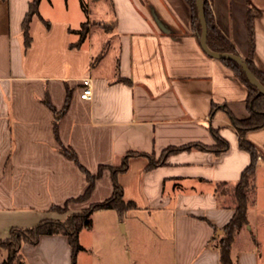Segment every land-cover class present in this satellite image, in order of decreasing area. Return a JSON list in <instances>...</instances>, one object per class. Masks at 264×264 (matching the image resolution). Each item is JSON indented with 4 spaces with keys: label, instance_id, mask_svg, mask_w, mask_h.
<instances>
[{
    "label": "crops",
    "instance_id": "0c3cea01",
    "mask_svg": "<svg viewBox=\"0 0 264 264\" xmlns=\"http://www.w3.org/2000/svg\"><path fill=\"white\" fill-rule=\"evenodd\" d=\"M29 1L0 0V238L13 226L63 218L50 208L86 190L85 172L61 143L96 173L100 164L119 165L128 150L159 160L168 146H212L216 130L229 143L221 152L193 145L151 168L149 157H131L118 178L124 199L137 206L123 216L95 210L79 233L84 248L76 264H221L212 238L233 216V188L251 161L234 122L250 116V89L233 67L204 52L188 0H84L88 10L107 3L106 14L89 21L87 37L74 46L86 21L79 0H65L55 15L44 13L41 0L42 17L33 16L27 46L22 22ZM212 3L220 35L210 43L247 55L264 74V0ZM111 19L115 25L106 30ZM87 75L91 99L81 97ZM246 136L259 150L255 187L249 223L238 230L232 256L236 264H264V125ZM112 191L106 169L90 198L71 209ZM7 254L0 247V264ZM18 255L21 264H71L72 246L65 234H42L36 243L24 242Z\"/></svg>",
    "mask_w": 264,
    "mask_h": 264
},
{
    "label": "trees",
    "instance_id": "16d2710c",
    "mask_svg": "<svg viewBox=\"0 0 264 264\" xmlns=\"http://www.w3.org/2000/svg\"><path fill=\"white\" fill-rule=\"evenodd\" d=\"M40 2L41 0H30L29 8L26 12V15L22 22V29L25 35V43L27 46L31 45L32 42V34H31V21L34 15H39L42 17L40 13ZM192 9H193V20L194 22L198 21V9L196 6V0H188ZM82 6L87 12V6L85 1L82 0ZM205 11L206 17L209 26V35L215 36L218 25L216 24L214 13H213V3L212 0H205ZM251 13V9H250ZM252 15L249 14V29L250 33L253 34V21ZM49 25L50 22L46 20ZM116 20L111 19L106 21L103 24V27L106 30L114 27ZM74 31V30H72ZM80 36L77 42H71V45H79L82 41L85 40L87 34L89 32V21L86 20L82 23L81 28L76 30ZM254 52V40H251V54ZM224 62L233 67L239 77L248 85L250 89L249 102L252 104L250 107L251 116L246 120L235 119L239 128L240 133V146L247 150L251 155V161L248 166L243 170L241 177L235 183L233 188V197L235 201V212L231 219L222 227V234L219 237L214 236L212 240H217V247L220 253V263L221 264H236L232 256V244L235 239V236L238 230L249 223L248 218V209L251 201V194L254 191V175L256 172V165L258 161V152L259 150L244 138L245 133L248 129L257 128L264 125V94H258L257 88L250 83L248 80L244 69L234 60L225 59ZM249 66L252 70L259 76L260 79L264 82V74L258 71L254 66L251 60L248 61ZM123 79V78H122ZM126 80V79H125ZM71 90L68 87L67 89V98L64 105V109H66L69 105ZM44 101L48 103L52 109H55L52 102L49 98H44ZM55 133L59 136L58 132V121H55ZM216 143L212 146H207L205 144L200 143H191L187 146L179 147V146H168L162 152L161 158L157 160L153 154H148L146 152H141L137 150H128L122 156V161L119 165L114 164H100L98 171L96 173L88 170L83 164L80 163L78 154L75 149L70 145H65L61 143L60 150L69 158L74 159L80 168L85 172L88 186L86 190L77 197H72L66 200L64 205H53L50 210H57L60 213H66L69 210V204L71 202H82L86 201L92 195L96 182L99 177H101L106 169H109L112 174L113 180V191L112 194L103 201L91 203L88 207L82 208L79 211L68 213L63 218H51L47 217L39 221L37 224L32 226H13L10 230V235L7 238H0V247H4L7 249L8 254L7 257L2 261V264H21L20 256L18 252L20 250L21 245L24 242L36 243L42 234H55L62 233L68 236L70 244L72 246V262L71 264H76L77 253L82 250L84 247L79 240L80 231L91 224V215L97 209H108L112 208L118 211L120 216H123L124 213L133 207H136L137 204L132 200L124 199V188L119 181V174L125 172L129 167V160L133 156L144 155L149 157L150 162L148 164V168L154 167L156 165L165 163L168 156L180 149L191 147L193 145L200 147H209L217 152L224 151L228 149L229 143L223 138L220 133L216 130Z\"/></svg>",
    "mask_w": 264,
    "mask_h": 264
},
{
    "label": "water",
    "instance_id": "95a60500",
    "mask_svg": "<svg viewBox=\"0 0 264 264\" xmlns=\"http://www.w3.org/2000/svg\"><path fill=\"white\" fill-rule=\"evenodd\" d=\"M196 6L198 9V15L199 20L201 24V33L199 35V41L202 49L205 53H207L209 56L225 60L230 59L236 61L245 71L246 76L250 83L254 85L259 94H264V83L262 80L254 73V71L250 68L248 64L249 57L243 54H240L238 52L232 51V50H221V49H215L213 48L209 42H208V23L206 18V11H205V0H196ZM248 141H250L247 136L245 137ZM252 144L256 145L252 141H250ZM264 149V148H263ZM220 229L218 231L221 232Z\"/></svg>",
    "mask_w": 264,
    "mask_h": 264
},
{
    "label": "rangeland",
    "instance_id": "374dc122",
    "mask_svg": "<svg viewBox=\"0 0 264 264\" xmlns=\"http://www.w3.org/2000/svg\"><path fill=\"white\" fill-rule=\"evenodd\" d=\"M64 2H65V0H53V3H52V2H50V0H46L44 3V13L46 15H55L57 13H61V11H59L60 8L58 9V7H60ZM76 4H78L77 6H80L81 10L79 11V14L82 17V19L88 20L91 23H93V21L96 18L100 17V11L102 12V15L106 14V12H104V10H106L107 3H105V2L93 4L91 6V9L87 10V12L85 11V9L82 6V0H79L78 3L76 1ZM71 5L72 6L74 5L73 1L71 2ZM75 13L76 12L72 9L71 15L74 16ZM98 59H99V57H98ZM251 198H253V197L251 196ZM71 203H73V202H71ZM71 203L69 204V210L66 213H60L57 210H54V211H56V212H58L64 216H66L68 213L75 212L76 210L71 209V206H70ZM75 203H79V202H75ZM99 215H100V213H97V219L102 220L100 217H99L100 219L98 218ZM15 263L17 264V262H15Z\"/></svg>",
    "mask_w": 264,
    "mask_h": 264
},
{
    "label": "built area",
    "instance_id": "2783aa9c",
    "mask_svg": "<svg viewBox=\"0 0 264 264\" xmlns=\"http://www.w3.org/2000/svg\"><path fill=\"white\" fill-rule=\"evenodd\" d=\"M81 97L84 99H91L93 96V81L90 75L82 78Z\"/></svg>",
    "mask_w": 264,
    "mask_h": 264
},
{
    "label": "flooded vegetation",
    "instance_id": "af4514ba",
    "mask_svg": "<svg viewBox=\"0 0 264 264\" xmlns=\"http://www.w3.org/2000/svg\"><path fill=\"white\" fill-rule=\"evenodd\" d=\"M250 9H251V13H250ZM249 9V14H251L252 15V17H253V8H250ZM207 18V17H206ZM207 23H208V21H207ZM194 24L196 25V29H197V31H198V35H200V33H201V24H200V20H199V15H198V21H196V22H194ZM219 35H220V32L218 31V29H217V32H216V34H215V38L216 37H218L219 38ZM209 38H214V36H211V35H209V26H208V42H209V44L213 47V48H215V49H219L216 45H214V44H212V43H210V40H209ZM221 50H226V49H221ZM228 50H231V49H228ZM233 51V50H232ZM249 61V60H248ZM249 64V63H248ZM251 68V67H250ZM252 69V68H251ZM255 73V72H254ZM256 74V73H255ZM257 75V74H256ZM258 76V75H257ZM259 77V76H258ZM262 80V79H261ZM262 82H263V80H262ZM264 83V82H263ZM258 93V92H257ZM259 94V93H258ZM249 104H250V107L252 106V104L249 102ZM250 116H251V111H250ZM249 116V117H250ZM249 117H247V118H244V119H239V120H246V119H248ZM234 122H235V125L238 127V125H237V123H236V120H234ZM239 129V128H238Z\"/></svg>",
    "mask_w": 264,
    "mask_h": 264
}]
</instances>
